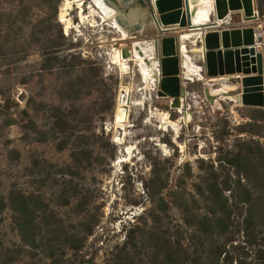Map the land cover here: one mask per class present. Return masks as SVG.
<instances>
[{
  "label": "rangeland",
  "instance_id": "rangeland-1",
  "mask_svg": "<svg viewBox=\"0 0 264 264\" xmlns=\"http://www.w3.org/2000/svg\"><path fill=\"white\" fill-rule=\"evenodd\" d=\"M62 1L0 0V264H264V108L235 103L234 78L225 97L218 80L180 79L183 114L156 93L149 102L134 65L122 77L109 64L113 48L154 39L144 0L110 2L124 41L106 28L65 35ZM253 10L256 21L232 13L220 30L253 28L264 68V0ZM68 18L77 26L75 9ZM124 88L130 128L117 147Z\"/></svg>",
  "mask_w": 264,
  "mask_h": 264
},
{
  "label": "bare ground",
  "instance_id": "bare-ground-1",
  "mask_svg": "<svg viewBox=\"0 0 264 264\" xmlns=\"http://www.w3.org/2000/svg\"><path fill=\"white\" fill-rule=\"evenodd\" d=\"M111 1L112 0H63L58 13V23L62 26L64 34L67 35L69 32H71V30H74L76 33L79 34V29L81 28L88 30H93L96 28H100V29L106 28L117 34L119 41L128 40L130 38L129 36L130 33L119 22L120 19L125 20L124 16H122L124 14L122 15L117 14L119 13L117 12L119 11V7H117L115 4L111 6L110 3ZM85 2H88L87 14L83 12V5L85 4ZM188 6H189L190 22L192 29H189L187 27L183 29H179L177 28V26L165 27L166 29L161 28L160 25L155 23V21H153V18L150 16L151 19L150 29L153 28L155 32V37L152 41H147V39L134 41L131 44L129 43L130 46L128 48H125L123 46L124 44L123 45L118 44L119 46L117 48H113L109 54L110 55L109 64L116 67L122 77L128 75V71L130 70L129 64L134 65V68L137 69L136 73L138 74V77L141 81L140 83L141 87L138 90V92L143 91L146 94H148L147 100H149V102L151 101L152 98L151 94L156 93L157 96L159 83L161 79V75H160V71H161L160 59L162 58L161 50H160L161 39L170 37L171 35L172 37H177L178 40V45L176 49H177V58L180 60V73L178 76L179 80L182 79L183 81L184 79V81L188 83H192L193 81L201 82L202 80H205L207 83H210V82H214V80H218L221 82L222 80L232 79L231 77L228 76L211 78V79L203 78V76L205 77L203 61H202L204 56L203 36L208 31H213V29H209V28L207 29L206 26L213 25L212 23H216L218 26L222 24V22L217 21L215 19L214 0H188ZM74 9L76 10V17L78 19V22L76 24L77 26H74L71 19L68 18L69 13ZM130 14H133L134 16L138 15V17L141 16L140 11L137 14L135 12L129 13L127 17ZM211 17H213L212 18L213 20H211ZM140 23L142 22L138 20L137 23L139 25L137 28L138 31H140V26H141ZM201 27L205 29H202ZM218 29L219 28H217V30ZM147 31H149V28ZM134 36L140 38V35H136L135 33ZM112 42H114V40H112ZM187 43L190 44V49H188ZM197 43L200 44L199 48L194 47ZM258 47L259 44L256 45L255 48L256 51ZM194 53L199 54L201 56V60L200 62H198L199 63L198 65H200L199 68L195 66V62L191 58V55ZM197 73L200 77H195L196 76L195 74ZM198 79H200L201 81H198ZM241 79L242 76L239 77V80ZM228 90H231V87L223 84L222 87L220 88V92L218 93V95L222 97L223 95L226 96ZM120 93L121 94L123 93V95L119 94L118 96L117 105L115 108L114 116L112 118V124L110 129L113 131L112 143L115 144L117 147H122L125 144V138L128 135L127 130L130 128L127 122L128 111H126L125 109L127 107L126 100L129 97L128 96L129 90L124 88L120 90ZM145 99L146 97L144 96L140 100V102L135 103L133 106L134 107L143 106L145 104L144 102ZM167 99L170 104V109L172 110L177 109L175 110L176 113L183 114L182 103L185 100V94H184V98L179 97L177 104H174V106H173L174 100L171 98H167ZM233 101H235V103L240 105V103L237 101V96L233 98ZM148 115H149L148 116L149 120H152L154 117H159L161 122L160 127L163 128V130H166V128L169 126L175 132L178 131V126L177 124L171 122L169 113L156 114L152 110H149ZM181 149H183V147H181ZM131 150H132L131 148H126L123 151L125 153L124 154L125 156L123 158L119 155L120 157L118 158V160H116L113 163V167L115 168V170L120 169L122 164H126L124 162L129 160L132 154ZM119 154H122V152H119Z\"/></svg>",
  "mask_w": 264,
  "mask_h": 264
},
{
  "label": "water",
  "instance_id": "water-1",
  "mask_svg": "<svg viewBox=\"0 0 264 264\" xmlns=\"http://www.w3.org/2000/svg\"><path fill=\"white\" fill-rule=\"evenodd\" d=\"M132 0H123L125 6ZM139 1V0H137ZM150 16L161 28L177 26L179 29L191 28L188 0H144ZM215 19L223 22L230 14H242L241 22H254L257 17L253 10V0H214ZM206 26L203 36V68L205 78L228 76L239 80L240 94L237 101L242 107L264 108V68L262 55L257 53L253 28L217 30V24ZM202 29H205L201 27ZM166 29V28H165ZM164 30V29H162ZM177 37L161 39L160 83L157 96L173 99V106L179 97L184 98L179 73L180 60L177 58ZM239 76V77H238ZM223 97H225L223 95ZM239 98V100H238Z\"/></svg>",
  "mask_w": 264,
  "mask_h": 264
},
{
  "label": "crops",
  "instance_id": "crops-1",
  "mask_svg": "<svg viewBox=\"0 0 264 264\" xmlns=\"http://www.w3.org/2000/svg\"><path fill=\"white\" fill-rule=\"evenodd\" d=\"M142 2V1H141ZM138 13V12H137ZM140 13H141V11H140ZM240 16H242V15H240ZM140 21L142 22V20H141V18H140ZM213 22V21H212ZM229 22V17L226 19V21H223L222 22V24L221 25H219V26H217L219 29H221V27L224 25V24H226V23H228ZM210 23V22H209ZM245 25L246 24H250V23H248V22H243ZM146 29L147 28H143L142 26H140V34H144V33H142L143 32V30H145L146 31ZM152 30V33H151V36H152V38H151V40L155 37V32H154V29L152 28L151 29ZM144 35H146V34H144ZM148 35V34H147ZM149 36V35H148ZM149 38L147 37V40H148ZM199 66V65H198ZM205 81V80H204ZM220 82V81H219ZM222 81H221V85H220V88L222 87Z\"/></svg>",
  "mask_w": 264,
  "mask_h": 264
},
{
  "label": "flooded vegetation",
  "instance_id": "flooded-vegetation-1",
  "mask_svg": "<svg viewBox=\"0 0 264 264\" xmlns=\"http://www.w3.org/2000/svg\"><path fill=\"white\" fill-rule=\"evenodd\" d=\"M141 1H143V0H139V2H141Z\"/></svg>",
  "mask_w": 264,
  "mask_h": 264
}]
</instances>
